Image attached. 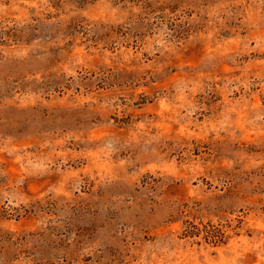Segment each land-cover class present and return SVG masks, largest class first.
I'll return each mask as SVG.
<instances>
[{
    "label": "rangeland",
    "instance_id": "374dc122",
    "mask_svg": "<svg viewBox=\"0 0 264 264\" xmlns=\"http://www.w3.org/2000/svg\"><path fill=\"white\" fill-rule=\"evenodd\" d=\"M0 264H264V0H0Z\"/></svg>",
    "mask_w": 264,
    "mask_h": 264
},
{
    "label": "trees",
    "instance_id": "16d2710c",
    "mask_svg": "<svg viewBox=\"0 0 264 264\" xmlns=\"http://www.w3.org/2000/svg\"><path fill=\"white\" fill-rule=\"evenodd\" d=\"M182 234L184 237H203L206 241L212 243L224 242L225 232L222 228L216 226L210 221L203 224V227L193 221H188Z\"/></svg>",
    "mask_w": 264,
    "mask_h": 264
}]
</instances>
